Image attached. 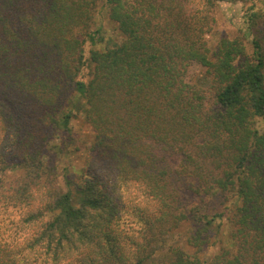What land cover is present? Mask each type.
Here are the masks:
<instances>
[{
	"label": "trees",
	"instance_id": "16d2710c",
	"mask_svg": "<svg viewBox=\"0 0 264 264\" xmlns=\"http://www.w3.org/2000/svg\"><path fill=\"white\" fill-rule=\"evenodd\" d=\"M101 1L0 0V264H264L256 13L249 51L225 37L211 56L192 0H105L123 40L86 58ZM80 100L94 139L63 191L57 136ZM217 218L228 245L207 258Z\"/></svg>",
	"mask_w": 264,
	"mask_h": 264
},
{
	"label": "rangeland",
	"instance_id": "374dc122",
	"mask_svg": "<svg viewBox=\"0 0 264 264\" xmlns=\"http://www.w3.org/2000/svg\"><path fill=\"white\" fill-rule=\"evenodd\" d=\"M203 5L204 2L201 0H192L189 7L192 8L191 11L199 18V20H196L198 24L203 25L204 22H207L204 26L206 33L203 36V44L204 50L209 52L211 56L218 42L225 37L232 39L239 37L243 39L244 43L247 45L248 51L250 50L249 43L252 40V35L249 34V36L243 37L244 33L242 29L245 27V20L252 12L256 13L254 16L255 19H257V21L260 20L259 27L264 28V0H225L215 2L213 6L209 8L208 13L203 12L206 10V8H203ZM109 7V4L105 0L101 1L98 5L92 32L94 42H91V38H86L85 45L83 46L86 58L89 56V51L91 49L103 51L106 46L112 47L115 44L121 43L123 40V35L118 29L117 23L110 18ZM202 15H206L208 21L202 19ZM205 74L206 69L204 67L197 63H192L188 69L187 80L209 90L210 79ZM81 78L85 82L88 81V67L84 68ZM81 101L83 102V100L78 101V105L74 110V116L69 122L71 134L60 131L57 136L59 137L57 138L58 146L62 149L56 156V159L59 161L60 165L59 180L60 187L63 191H66L67 188L65 186L66 182L64 181L65 173L67 170L72 171V173L74 171H80L85 160V152L92 144V139H94V131L85 121L84 113L81 109ZM258 127L264 130V120L259 122ZM177 161L179 160L175 162ZM209 204L213 214L215 213V205H220L221 209H226V216L229 215L233 209V200L228 201L224 206L221 202L218 204ZM1 216L2 212H0V220ZM226 218L216 219L215 230L210 233L211 241L204 250L205 257L209 258L214 256L223 251L222 248L228 245L227 238L230 228Z\"/></svg>",
	"mask_w": 264,
	"mask_h": 264
}]
</instances>
